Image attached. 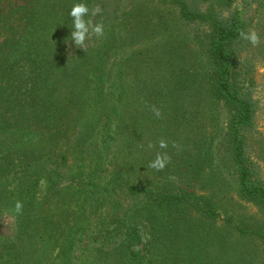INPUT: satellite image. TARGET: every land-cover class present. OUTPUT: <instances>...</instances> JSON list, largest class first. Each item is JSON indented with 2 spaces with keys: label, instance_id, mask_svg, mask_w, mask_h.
<instances>
[{
  "label": "trees",
  "instance_id": "1",
  "mask_svg": "<svg viewBox=\"0 0 264 264\" xmlns=\"http://www.w3.org/2000/svg\"><path fill=\"white\" fill-rule=\"evenodd\" d=\"M11 1L0 8V211L12 212L16 234L0 235V264H51V251L55 264H200L198 235L211 264H242L240 241L264 244V219L241 222L231 201L194 184L208 107L221 106L239 197L264 208L236 11L197 6L209 0H86L101 8L90 19L104 34L81 49L67 38L74 0ZM190 24L209 28L204 83L179 58ZM157 153L169 157L162 170L148 167Z\"/></svg>",
  "mask_w": 264,
  "mask_h": 264
},
{
  "label": "rangeland",
  "instance_id": "2",
  "mask_svg": "<svg viewBox=\"0 0 264 264\" xmlns=\"http://www.w3.org/2000/svg\"><path fill=\"white\" fill-rule=\"evenodd\" d=\"M249 1V2H248ZM210 2H213L218 10L228 15L236 11L244 23L246 33L255 32L259 37L256 44L244 39L242 52L240 55L239 69L241 82L244 87L249 88L252 99L257 104V114L255 117V132L248 138L249 155L255 164L257 178L264 180V0H209L204 1L197 6L203 11L206 10ZM15 5L14 1L0 0V8H7ZM165 9V8H164ZM167 10V9H166ZM190 24L183 29L187 32V37L183 39L180 45L181 53L184 58L179 57L182 63L185 61L195 62L193 71H200V81L204 83V76L209 70L208 67V44L207 26ZM198 32L199 34H196ZM252 79V82H248ZM215 115V119L211 116ZM206 126L203 133L204 148L202 150L205 158V166L201 173L196 175L194 184L198 186L199 194L217 193L220 199L231 201L230 213L236 214L240 221L257 222L264 219V208L254 203H248L239 197L238 194V174L233 161L230 159L224 143V136L227 127V112L219 106L213 110L208 107ZM44 185L40 187L43 189ZM230 203V202H229ZM223 218L226 215H221ZM220 222L215 223L221 227ZM236 223V221H235ZM207 226H212L208 222ZM225 232V228L221 229ZM15 235V218L11 211H0V235ZM198 235V243L202 247V253L199 255L200 264H211V252L207 247V240H201ZM243 245V246H242ZM240 253L244 259L240 258L242 264H264V244L260 240L246 239L239 242ZM51 264H55L57 254L50 252ZM56 257V258H55ZM237 264V263H236Z\"/></svg>",
  "mask_w": 264,
  "mask_h": 264
},
{
  "label": "clouds",
  "instance_id": "3",
  "mask_svg": "<svg viewBox=\"0 0 264 264\" xmlns=\"http://www.w3.org/2000/svg\"><path fill=\"white\" fill-rule=\"evenodd\" d=\"M101 12L99 6L90 9L86 0H74L71 9L68 12L69 17H71V29L69 30L68 41L76 48L85 49L86 41L91 39L93 36L100 37L104 34V26L101 23H93L90 19L91 16L98 15ZM240 36L243 39L250 41L252 44H256L259 40V37L255 32L244 33L240 32ZM155 115L159 116V110L154 109ZM149 147L151 145L149 144ZM160 148H166L167 142L161 140L159 142ZM169 161L167 153H157L155 159H153L148 167L162 170L166 167ZM21 209V204L16 203V210L19 212Z\"/></svg>",
  "mask_w": 264,
  "mask_h": 264
}]
</instances>
